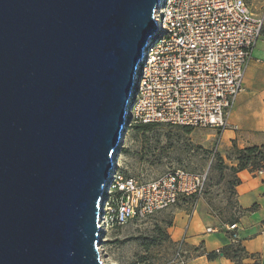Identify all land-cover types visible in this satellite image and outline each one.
<instances>
[{
  "label": "water",
  "instance_id": "water-1",
  "mask_svg": "<svg viewBox=\"0 0 264 264\" xmlns=\"http://www.w3.org/2000/svg\"><path fill=\"white\" fill-rule=\"evenodd\" d=\"M160 0H0V264H104L99 203Z\"/></svg>",
  "mask_w": 264,
  "mask_h": 264
},
{
  "label": "built area",
  "instance_id": "built-area-1",
  "mask_svg": "<svg viewBox=\"0 0 264 264\" xmlns=\"http://www.w3.org/2000/svg\"><path fill=\"white\" fill-rule=\"evenodd\" d=\"M155 19L158 30L138 64L137 97L126 115L135 123L223 131L229 126V113L244 88L247 66L263 34L264 11L255 12L247 0H160ZM118 156L112 155L114 166L99 203L100 235L144 221L182 197L204 194L206 174L176 169L140 181L118 170ZM257 171L262 173L264 168ZM225 227L230 244L244 248L239 220ZM216 253L225 256L223 249ZM188 261L181 241L174 258L165 264Z\"/></svg>",
  "mask_w": 264,
  "mask_h": 264
},
{
  "label": "rangeland",
  "instance_id": "rangeland-1",
  "mask_svg": "<svg viewBox=\"0 0 264 264\" xmlns=\"http://www.w3.org/2000/svg\"><path fill=\"white\" fill-rule=\"evenodd\" d=\"M247 3L255 12L264 11V0H247ZM135 91L136 86L132 96ZM148 125L131 119L125 126L118 170L140 181H149L176 169L206 174L205 191L201 197L196 194L182 197L176 205L164 208L144 221H133L104 231L99 242L104 264H165L174 258L180 242L175 244L171 240L168 228L181 210L191 219L193 209L196 207L201 211L200 206L205 204L208 206L206 211L214 217L224 220L233 217L231 198L236 177L233 170L226 168V162L219 159V134L213 135V128L200 126ZM232 150L229 154L234 155ZM256 174H259L257 170ZM212 226H215L213 223L209 227L216 228ZM186 256L191 259L195 255L186 250ZM224 257L236 264L232 258Z\"/></svg>",
  "mask_w": 264,
  "mask_h": 264
},
{
  "label": "crops",
  "instance_id": "crops-1",
  "mask_svg": "<svg viewBox=\"0 0 264 264\" xmlns=\"http://www.w3.org/2000/svg\"><path fill=\"white\" fill-rule=\"evenodd\" d=\"M228 122L226 129H214L212 133L219 134V152L226 164L237 166L236 160L228 158L235 144L239 148L264 144V31L253 50L244 88L229 113ZM235 177L239 181L234 185L231 200L234 202L232 212L235 206L242 209L239 217V234L245 249L242 263L264 264V172L256 174V170L246 168L235 172ZM205 207L208 206L203 204L201 211H192L191 219L184 211L178 212L168 228L171 240L175 244L184 240L185 249L195 255L186 264H235L215 254L231 242L225 225L233 217L228 220L214 217ZM212 223L216 228L209 232L207 228Z\"/></svg>",
  "mask_w": 264,
  "mask_h": 264
},
{
  "label": "trees",
  "instance_id": "trees-1",
  "mask_svg": "<svg viewBox=\"0 0 264 264\" xmlns=\"http://www.w3.org/2000/svg\"><path fill=\"white\" fill-rule=\"evenodd\" d=\"M233 150L235 151L234 155L229 154L228 158L236 160L237 166H229L228 164H225V166L226 168L229 167L231 170H233L234 173L242 169H246V168H250L254 170L264 168V144L248 146L245 148H239L235 144ZM219 159L221 160V162H225L222 156H219ZM238 181L239 179L236 178L235 184ZM235 207H236V210H234L233 212V218L229 220L227 223H233L239 220L240 215L237 216V214L242 209H240L239 206H235ZM223 254L235 260L236 264H243L242 257L244 255V248L242 247L240 248L233 244H229L227 247L223 249Z\"/></svg>",
  "mask_w": 264,
  "mask_h": 264
}]
</instances>
